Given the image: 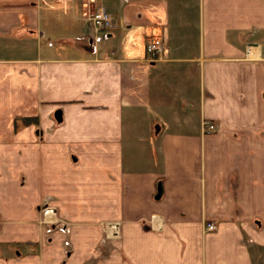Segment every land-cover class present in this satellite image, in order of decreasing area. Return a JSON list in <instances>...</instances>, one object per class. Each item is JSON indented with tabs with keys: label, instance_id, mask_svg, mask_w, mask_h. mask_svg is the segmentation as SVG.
Masks as SVG:
<instances>
[{
	"label": "crops",
	"instance_id": "0c3cea01",
	"mask_svg": "<svg viewBox=\"0 0 264 264\" xmlns=\"http://www.w3.org/2000/svg\"><path fill=\"white\" fill-rule=\"evenodd\" d=\"M0 264H264V0H0Z\"/></svg>",
	"mask_w": 264,
	"mask_h": 264
},
{
	"label": "built area",
	"instance_id": "2783aa9c",
	"mask_svg": "<svg viewBox=\"0 0 264 264\" xmlns=\"http://www.w3.org/2000/svg\"><path fill=\"white\" fill-rule=\"evenodd\" d=\"M88 18L91 21L94 29L98 32L95 39L104 38L108 35V30L115 25L114 19L110 12L102 5H98L90 11ZM145 52L150 58L157 57L164 51V39L160 35H152L146 38L144 44ZM245 55H251L250 45L245 46ZM201 128L203 132L214 130V124L209 120H201ZM215 224L213 221L205 222L203 230L208 231L214 229Z\"/></svg>",
	"mask_w": 264,
	"mask_h": 264
},
{
	"label": "trees",
	"instance_id": "16d2710c",
	"mask_svg": "<svg viewBox=\"0 0 264 264\" xmlns=\"http://www.w3.org/2000/svg\"><path fill=\"white\" fill-rule=\"evenodd\" d=\"M31 120L32 118H29V117H27V116H22L21 118H19V121L18 122H15L14 123V125L15 126H18V125H20L21 123H26V122H28V120Z\"/></svg>",
	"mask_w": 264,
	"mask_h": 264
},
{
	"label": "water",
	"instance_id": "95a60500",
	"mask_svg": "<svg viewBox=\"0 0 264 264\" xmlns=\"http://www.w3.org/2000/svg\"><path fill=\"white\" fill-rule=\"evenodd\" d=\"M54 115H55L56 118H59V111H58V110L55 111V112H54Z\"/></svg>",
	"mask_w": 264,
	"mask_h": 264
}]
</instances>
